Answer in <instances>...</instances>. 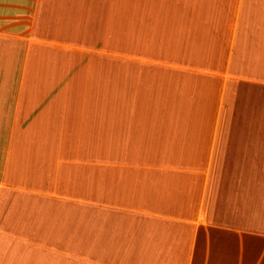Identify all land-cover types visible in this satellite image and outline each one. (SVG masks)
Listing matches in <instances>:
<instances>
[{
    "label": "crops",
    "instance_id": "crops-1",
    "mask_svg": "<svg viewBox=\"0 0 264 264\" xmlns=\"http://www.w3.org/2000/svg\"><path fill=\"white\" fill-rule=\"evenodd\" d=\"M257 199L264 0H0V264H264Z\"/></svg>",
    "mask_w": 264,
    "mask_h": 264
},
{
    "label": "rangeland",
    "instance_id": "rangeland-1",
    "mask_svg": "<svg viewBox=\"0 0 264 264\" xmlns=\"http://www.w3.org/2000/svg\"><path fill=\"white\" fill-rule=\"evenodd\" d=\"M253 206H254L255 211H257V210H261L262 211L263 208H264V204L263 203L259 204L258 199L256 201V204H253ZM253 214H255V213H253ZM257 214H258L257 216H260L259 215L260 212H258ZM261 217H263V216H261ZM258 223H260L261 225H260V228L257 231L261 232V233H264V223L263 222H259V221H258Z\"/></svg>",
    "mask_w": 264,
    "mask_h": 264
}]
</instances>
